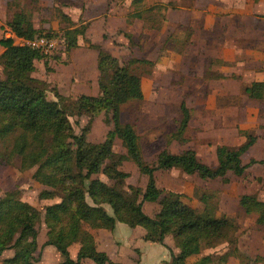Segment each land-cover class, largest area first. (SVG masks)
I'll use <instances>...</instances> for the list:
<instances>
[{"label": "rangeland", "instance_id": "rangeland-1", "mask_svg": "<svg viewBox=\"0 0 264 264\" xmlns=\"http://www.w3.org/2000/svg\"><path fill=\"white\" fill-rule=\"evenodd\" d=\"M192 1L194 0H184L182 3L191 5ZM132 2L133 0H0V23L3 25L0 37H7L9 23L19 12L27 14L43 34L50 32L56 35L59 38L58 49L54 54L36 61L33 76L48 82V98L58 100L50 90L55 87L66 95L69 105L83 93L100 95L95 51L91 44L100 43L123 64L144 58V61L129 65L142 77L144 98L121 105L120 120L123 124L134 126L143 157L149 164H153L165 150L181 153L192 149L201 162L215 166L218 146L238 148L250 135H256L258 139L243 156V162L264 159V100L253 99L246 92L252 82L264 79V37L258 53L247 52L237 57L235 52L231 56L235 61L231 62L229 74L225 76L221 73V69L225 68L222 61L207 55L215 47L208 48L207 44L201 46V42L189 44L186 36L177 37L175 32L164 43L161 32L155 30L163 23L164 11L180 1ZM115 10L123 16L128 15L129 23L125 25V21L117 14V25H123V28L119 27V32L112 31L109 25L115 21ZM135 12L141 13L142 17L132 16ZM63 13L70 15L78 25L85 22L88 29L92 28L87 35L79 38L80 45L70 52L60 38L69 25L62 17ZM104 19L107 20V26L102 30L100 26ZM257 26L264 27V24ZM213 34L210 32L207 35L211 38ZM16 43L22 44L23 39ZM3 51L1 49L0 54ZM5 75L4 60L0 57V77L4 78ZM183 103L190 111V122L185 129L181 128ZM69 119L75 134H85L93 143L105 141L108 133L113 130L111 114H107L105 110L99 113L73 112ZM113 150L116 160H122L118 168L130 172L131 176L118 183L105 173L96 174L93 178L109 185L115 184L125 192L132 191L131 188L145 189L148 177L128 157L121 139H115ZM11 159H6L0 152V198L8 191H17L21 199L40 212L36 223L39 231L36 264H59L62 256L55 247L46 245L49 234L46 207L62 203L66 193L61 187L49 186L36 179L39 165L22 169L20 158L14 156ZM106 163L112 165L113 161L108 160ZM155 175L161 188L179 193L180 198L196 210L204 211L208 207L217 217L235 221L237 228L230 239L215 247L203 248L200 258L211 255L212 259L208 264H264V230L257 224L259 213L248 214L240 205V199L245 194L264 201V164H253L242 176L229 173L227 178L215 180L202 179L197 174L190 175L176 168L158 170ZM46 191L51 192V196H42ZM87 202L95 206L88 196ZM104 207L111 215H115L109 205ZM143 208L147 214L155 216L162 205L145 202ZM69 219L70 215L66 213L63 223ZM83 226L86 232L96 235L102 247L109 249L115 263L160 264L166 261V252L170 260L171 251H180L174 234H168L165 238L170 250L160 243L145 240L147 230L143 226L131 227L117 222L114 231L98 229L86 222H83ZM29 242L30 239H27L23 244ZM75 247L72 249L75 250ZM15 250L16 248L5 251L0 257V264H6L4 259L11 257Z\"/></svg>", "mask_w": 264, "mask_h": 264}, {"label": "trees", "instance_id": "trees-1", "mask_svg": "<svg viewBox=\"0 0 264 264\" xmlns=\"http://www.w3.org/2000/svg\"><path fill=\"white\" fill-rule=\"evenodd\" d=\"M144 1L133 0L132 3ZM132 16L141 18L142 14L135 12ZM62 17L69 25L60 38L70 52L78 47L79 37L86 35L87 25L77 26L65 13ZM9 27L15 36L24 40L40 36L57 38L50 32H40L23 12L15 14ZM91 47L98 50L100 95L82 94L69 105L66 95L55 87L50 90L58 100L48 98V82L33 76L36 61L50 55L42 54L28 44H17L14 37H0V51L4 50L0 57L6 70L5 77H0V146L3 149L0 152L8 160L14 156L20 158L22 169L39 165L36 179L65 191L62 203L46 207L49 227L46 245L55 247L62 256L59 264H83L87 259L96 264H122L115 263L106 252L98 249L95 235L85 231L83 222L110 231L115 230L117 222L131 227L143 226L147 230L145 240L167 248L165 238L174 234L180 251L177 254L171 251V260L162 264H190L187 259L201 254L203 248L227 242L237 226L233 219L217 217L208 207L198 211L186 204L179 193L164 190L158 185L155 173L176 168L207 180L227 178L229 173L242 176L253 164H264V159L243 162V156L258 138L250 135L238 148L218 146L215 166L201 162L192 149L181 153L165 150L153 164L147 163L134 126L120 120L121 105L144 98L142 77L129 67L132 62L144 60L134 59L130 64H123L100 45L91 44ZM246 92L253 99L264 100V82H253ZM104 110L111 114L110 122L113 124V130L105 141L93 143L85 134H75L69 119L71 113H99ZM182 110L181 128L185 129L190 122V111L185 103ZM116 138L122 140L128 157L148 177L145 189L131 188L132 191L125 192L115 184L109 185L93 178L96 174L105 173L118 183L131 176L130 172L118 168L122 160H116L113 150ZM108 160L113 164L106 163ZM46 195L51 196V192L42 193V196ZM87 196L95 206L87 202ZM145 202L159 203L162 208L155 216H150L144 211ZM104 205H109L115 215H111ZM240 205L248 214L259 213L257 224L264 230V201L245 194ZM66 213L70 219L64 224ZM39 216L40 212L21 199L17 191H8L0 198V257L5 251L16 248L13 256L4 259L6 264H36L35 253L39 247L36 223ZM27 239L30 242L24 245ZM75 243L79 244V250L73 258L70 247ZM211 259V255L202 256L192 264H208Z\"/></svg>", "mask_w": 264, "mask_h": 264}, {"label": "crops", "instance_id": "crops-1", "mask_svg": "<svg viewBox=\"0 0 264 264\" xmlns=\"http://www.w3.org/2000/svg\"><path fill=\"white\" fill-rule=\"evenodd\" d=\"M177 1H180V3L177 2V5L175 3L173 7H170L164 11L163 23L160 28L155 29L161 32L162 37L164 38V43L167 39H169L172 33L175 32L177 37L186 36L185 39L189 41V44L193 42H201V46L207 44L208 48L215 47V50L212 52H207V55L213 56V58H217L222 61V64L225 66V68L221 69V73L225 74V76L229 74V65L231 62L235 61V58L231 57L235 55V52L237 53V57H239L240 55L247 52L258 53L257 50H261L260 47L263 45L261 41L264 37V27L257 26V24H264V0H194L192 1L191 5H184L182 3L184 0ZM187 1L190 2V0ZM65 14L68 15L67 13ZM117 14L121 20L125 21V25H128L129 21L127 19V14L123 16L119 14L117 10L114 11L115 21H113L114 19L111 15V20L113 23L110 22L109 25L112 31L115 30L116 32H119V27L123 28V25H117ZM68 16L70 17V15ZM71 20L74 22V24H77L72 18ZM83 24L86 25L85 22ZM106 24L107 20L104 19L100 26L102 30L105 29V26H107ZM91 29L92 28L88 29L87 26L86 35ZM210 32L214 33L211 38H209V35H207ZM104 33H102V36ZM205 33H207L206 36ZM14 39L15 41L19 40V38L15 35ZM80 40L81 39L78 40V46L80 45ZM95 45L101 46L100 43ZM93 49L95 51V68L97 74L99 75L98 50L95 48ZM103 49L110 52L105 48ZM259 81L264 82V79H257L254 82ZM97 85L99 88L98 79ZM83 94L91 95L88 93ZM95 238L98 249L100 251L106 252L112 258V254L109 249L100 245L96 235ZM73 246H76L75 250L72 249ZM78 250V243H75L70 247L71 256L73 258L77 256ZM165 255L166 258L164 257V260L170 261L171 259L169 260V254L166 252ZM199 256L200 254L194 255L189 257L187 260L190 264H192L199 260ZM87 262L96 264L89 259L85 260L83 264H86Z\"/></svg>", "mask_w": 264, "mask_h": 264}, {"label": "built area", "instance_id": "built-area-1", "mask_svg": "<svg viewBox=\"0 0 264 264\" xmlns=\"http://www.w3.org/2000/svg\"><path fill=\"white\" fill-rule=\"evenodd\" d=\"M14 33L11 30H8L6 33L7 38L14 37ZM22 40L21 38H19ZM59 38L56 37H47V36H40L35 37L32 40H24L22 44H28L32 48L39 50L42 54L45 55H52L58 49L59 46Z\"/></svg>", "mask_w": 264, "mask_h": 264}]
</instances>
